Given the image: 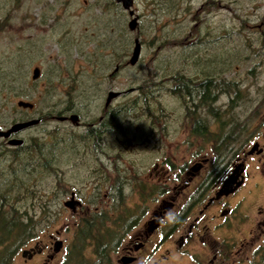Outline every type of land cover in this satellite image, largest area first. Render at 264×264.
Segmentation results:
<instances>
[{
	"label": "rangeland",
	"instance_id": "1",
	"mask_svg": "<svg viewBox=\"0 0 264 264\" xmlns=\"http://www.w3.org/2000/svg\"><path fill=\"white\" fill-rule=\"evenodd\" d=\"M105 1L0 0V128L40 119L16 138L30 152L43 153H30L37 165L25 171L18 162L3 157L4 146L12 147L0 140V191L10 205L7 210L14 208L30 230L9 264H66L78 227L93 213H99L95 235L104 241L122 214L132 212L138 217L135 222L148 221L161 198L151 185L167 179L173 170L170 166H185L193 157L212 158L214 142L225 137L221 145L228 140L237 152L249 151L254 140L264 145V0H175L168 6L136 0L133 10L140 19L134 31L128 29L130 16ZM135 39L143 44L139 61L131 66ZM35 68L41 75L32 80ZM206 74L217 84L213 107L218 115L217 119L207 115L206 106L198 110L197 120L210 132L207 144L202 146L200 140L197 148L188 145L195 139L186 114L196 98L180 97L185 95L183 86L171 78L183 75L199 84ZM109 91L121 95L105 110L124 107L129 114L123 118L125 126L118 128L120 142L116 143L115 134L108 136L114 143L105 153L110 159L106 160L104 154L96 155L93 140L79 137L85 133L84 125L102 115ZM20 100L32 103L34 110L17 107ZM65 111L79 115L81 122L58 121L62 117L58 112ZM148 116L161 117L156 120L162 129L157 144L146 135L153 131ZM105 172L107 185L99 179L106 177ZM257 182L260 186L249 201L264 210L261 175L257 174ZM112 184L119 187L120 197L114 188L112 193L108 189ZM70 191H76L84 204L80 209L76 206L74 213L64 207ZM257 216L264 221V211ZM257 232L261 235L252 238L247 256L234 257L235 264H248L247 258L252 264H264V225ZM49 238L54 239L52 251L38 252L50 243ZM15 241L17 233L9 245ZM57 241L61 246L55 252ZM33 250L37 252L31 254ZM77 250L84 253L85 264H98L91 243Z\"/></svg>",
	"mask_w": 264,
	"mask_h": 264
},
{
	"label": "flooded vegetation",
	"instance_id": "2",
	"mask_svg": "<svg viewBox=\"0 0 264 264\" xmlns=\"http://www.w3.org/2000/svg\"><path fill=\"white\" fill-rule=\"evenodd\" d=\"M135 1L133 0V4ZM173 1L175 0H144L142 2L144 5L161 4L168 6L173 4ZM103 3H113L122 8L116 0H106ZM124 12L129 15L127 11ZM135 16L138 17V24L140 17L137 14ZM132 18L130 16V19ZM124 65L127 66L128 64ZM119 67V65H116L115 70ZM183 87L186 90L188 89V86ZM195 88L197 90L196 97H193L200 99L202 98L201 95L205 94V89L209 88V84L200 81ZM108 106L105 103L102 115L93 122V119H91L90 124L84 125L85 133L82 135L85 137L89 134L88 132L91 133L90 140H93L91 145L96 155L104 154L106 160L110 159L105 153L113 147L114 143V139L108 138V136L115 134L116 143L120 142L118 128L120 125L125 126L127 122L123 118L129 114L123 107L122 109L111 108L105 110ZM186 114L192 124L190 133L195 139V142L188 145L191 147L197 146L198 148L200 140H202L201 144L204 146L207 144L208 138H206V134L202 135L203 133H200V131L207 130L204 129V125L195 128L193 115ZM70 115H75V113L65 111L61 115L66 118L64 122H68ZM147 115H150L149 111ZM75 116L78 118V125V122H81L80 116ZM119 117L118 124L111 127L112 121L118 120ZM159 117L148 116L149 125L153 131L149 130V135L148 133L146 135L150 136V140L154 141L155 144L158 143L157 133L162 131L161 124L156 123ZM17 134H12L8 139L0 140H4L8 145V140L16 138ZM262 138L264 139V132ZM144 143L148 144L147 141H144ZM64 144L69 145L67 142ZM171 144L174 147L177 145L176 142ZM219 144L221 145V142ZM252 144H258V149L248 155L247 149L234 151L233 147L224 141L221 148L231 147V156L226 162L224 153L221 152L220 162L217 166L213 157H206L207 161L193 157L192 160L186 161L185 166L176 165L174 168L173 165L170 166L173 170L170 175H166L167 179H164L162 183L151 185L157 191L156 195L161 196L159 203L151 210V218L141 223L124 224L126 228L121 233L120 242L111 264H171L175 259H179L183 262L182 264H235L234 257L242 254V256H247V248L253 245L252 238L253 241L255 240L254 236L257 239L259 238L261 234L257 231L261 225H264L262 219L261 221L257 219V215L264 210L257 207L256 201L253 203L249 201V196L260 186H258L257 174L261 175L264 180V145L256 140ZM22 145H24V141ZM98 160L103 165L100 157H98ZM237 166L239 169L233 186L234 190L227 195H221L220 189L224 181L232 175ZM108 169L105 170L108 172ZM255 169L258 170L256 174ZM105 174L106 177H100L99 179L106 181L107 185V173L105 172ZM113 188L116 190L117 196L120 197L119 187H113L112 184L108 188L111 193L114 191ZM72 195L79 202L77 209L82 208L84 204L77 192L70 191L69 197ZM254 211L256 212L255 215H253ZM247 235L250 236V241L247 240ZM49 239L50 243L40 247L37 250L38 252L41 250V252L52 251L54 239ZM37 251L33 250L31 254ZM31 254H28V256ZM247 260H249L248 264H252L250 258H247Z\"/></svg>",
	"mask_w": 264,
	"mask_h": 264
},
{
	"label": "trees",
	"instance_id": "3",
	"mask_svg": "<svg viewBox=\"0 0 264 264\" xmlns=\"http://www.w3.org/2000/svg\"><path fill=\"white\" fill-rule=\"evenodd\" d=\"M263 46H264V43H263ZM126 53H127V50L123 53L124 57H126L128 55V53L127 54ZM123 67L124 66L121 65V68H123ZM207 77L204 79L205 80L204 83H206V84L208 83L209 88L205 89V91L202 89L205 94L201 95L202 98H200V99H196V100L192 99L191 103H190L191 105L189 107L191 109L186 111L188 114L193 115L194 121H195L194 126H196L195 128L202 126V123L201 122L199 123V121L197 120L200 118V116L197 114V112H198V110H202L203 107L206 106L207 115L212 116L214 119L215 118L217 119V115H218L217 114L218 109H215L213 107V105L215 104V101L217 100L216 95H218V94H215L217 84L215 83V85H214V78L212 76L207 75ZM171 80L174 81V83L181 82L177 86L187 87L188 84L190 85V86H188L187 90L184 89V87H183V92H185V95L179 94L180 97H188V98L192 97V96L196 97L195 94H196L197 90L195 87L198 84H194V82L191 79H189L188 77H185L183 75H177V76L171 78ZM156 85H158V84H156ZM178 88H180V87H178ZM191 90H192V92H191ZM141 91H143V86L141 88ZM150 93H152V91H150ZM206 95H207V97H205ZM130 109H132V107H130ZM67 110H69V109H67ZM124 110L129 112V109L124 108ZM61 113L62 112H58L59 115H62ZM206 126L204 127V129H206ZM209 132L210 131H204V132L200 131V133H203L202 135H205V134L207 135V133H209ZM88 133L89 134L86 135L85 137H79L80 140H82V141L88 140L89 141L91 133L90 132H88ZM77 140H78V138H77ZM73 141H76V140H73ZM221 141L214 142L216 147L213 149V158L216 160V166L220 162L219 156H221V152L224 153V157H225L226 162L229 160V158L231 156V151H230V148H228V146H225V148H221L222 145L219 144ZM225 143L229 144V141L226 140ZM217 146H220V147L217 148ZM1 153H2L3 157L8 156L10 159H12V161H14L16 163L18 162L19 165H21L20 168H23V170H25V171L29 170V167L37 165L36 164V162H37L36 158H30L29 157L30 153H32L33 155L38 154L40 156L43 154L42 151H39V152L31 151L30 152V150L27 149L26 145L25 146L24 145L17 146L14 148L12 147L11 149L4 146V150ZM6 203L7 202H5V198L3 196V193L0 191V264H9L10 263L11 259L13 258L14 255H16V252L19 249V248L17 249V247H20L21 239L24 236H29V231H30V230H27L29 226H28L26 219L23 218V216H21V217L17 216L16 211L13 208V206H12V208H13L12 210H7L10 207V205H8V203L7 204ZM98 214L99 213H93L88 219H84V221H83L84 224L81 227H78L77 232H76L75 237H74L75 242L72 244V248L69 250V252L67 254V258L65 259L66 264H83V263L85 264L84 253L81 255L80 252L77 250L80 246L84 245L85 242H87L88 244L89 243L92 244V248H93V250L96 254V257H97L96 260H98L97 261L98 264H109V255H110L111 251L117 246V243L120 240L121 233H123L124 229L126 228L124 226V224L125 223L134 224L138 218L132 212H128V216H123V214L120 215V217H118V222L115 223L109 229L108 234L106 236L107 240L104 241V239L102 237L95 235V233L98 229V225L95 222V218ZM115 226H116V228H115ZM112 232L114 234H111ZM13 233H17V241H15V243H11L9 245V239L11 238ZM100 240H102L103 243ZM73 259H74V261H71Z\"/></svg>",
	"mask_w": 264,
	"mask_h": 264
},
{
	"label": "water",
	"instance_id": "4",
	"mask_svg": "<svg viewBox=\"0 0 264 264\" xmlns=\"http://www.w3.org/2000/svg\"><path fill=\"white\" fill-rule=\"evenodd\" d=\"M116 1H117V3L121 4L124 11L128 12L129 16L133 17V19L128 23V29L130 31H134L136 29V26H137L138 17L135 16V12L133 10V0H116ZM140 54H141V44H140L138 39H135L134 44H133V48L131 51V56L129 59V64L131 66H135L137 64V62L139 61V58H140ZM39 76H40V70L38 68L33 69L32 80L38 79ZM120 95H121L120 92L109 91L107 94L106 102H105L106 105L108 106L111 100L116 99ZM16 105H17V107H19L21 109H27V110H32L34 108V105L32 103L25 102L22 100L18 101ZM57 119L60 122H63L66 120L65 117H57ZM69 120L73 124L77 125V121H78L77 116L70 115ZM39 122H40L39 119H31V120H26V121L15 122L11 126H9L7 129H1L0 128V139H8L12 134L19 133L22 130L28 129V128L33 127L35 125H38ZM22 143H23V141L21 139H17V138H12V139L8 140V145L13 146V147L21 146ZM257 149H258V144H254L250 148V150L247 152V154L250 155V154L254 153ZM239 167H240V165H239ZM239 167L237 166L236 169L233 171L232 175H230L229 178H227L224 181V183L220 189L221 195H227V194L231 193L232 190H234L233 186H234L235 180L238 176ZM78 205H79V202L74 199L73 195L64 203V207L70 209V211H72L73 213L75 212L76 206H78ZM60 246H61L60 241L55 242L54 251L57 252L60 249ZM26 253H27L26 251H23L22 256H26L25 255Z\"/></svg>",
	"mask_w": 264,
	"mask_h": 264
},
{
	"label": "bare ground",
	"instance_id": "5",
	"mask_svg": "<svg viewBox=\"0 0 264 264\" xmlns=\"http://www.w3.org/2000/svg\"><path fill=\"white\" fill-rule=\"evenodd\" d=\"M133 19V18H132ZM75 116V115H74ZM23 131V130H22ZM227 175V174H226Z\"/></svg>",
	"mask_w": 264,
	"mask_h": 264
}]
</instances>
